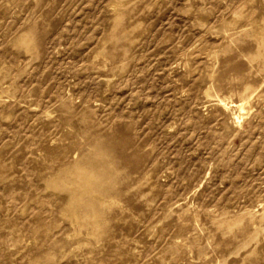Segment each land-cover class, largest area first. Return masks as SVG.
<instances>
[{
	"label": "rangeland",
	"instance_id": "1",
	"mask_svg": "<svg viewBox=\"0 0 264 264\" xmlns=\"http://www.w3.org/2000/svg\"><path fill=\"white\" fill-rule=\"evenodd\" d=\"M0 264H264V0H0Z\"/></svg>",
	"mask_w": 264,
	"mask_h": 264
},
{
	"label": "bare ground",
	"instance_id": "2",
	"mask_svg": "<svg viewBox=\"0 0 264 264\" xmlns=\"http://www.w3.org/2000/svg\"><path fill=\"white\" fill-rule=\"evenodd\" d=\"M90 206V205H89ZM92 206V205H91Z\"/></svg>",
	"mask_w": 264,
	"mask_h": 264
}]
</instances>
